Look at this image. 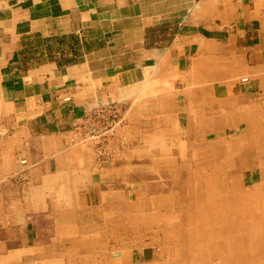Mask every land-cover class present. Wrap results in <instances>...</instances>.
<instances>
[{
    "label": "rangeland",
    "instance_id": "374dc122",
    "mask_svg": "<svg viewBox=\"0 0 264 264\" xmlns=\"http://www.w3.org/2000/svg\"><path fill=\"white\" fill-rule=\"evenodd\" d=\"M223 34L197 68L156 64L120 96L78 94L81 115L60 133L0 131L1 180L27 159L22 193H0V264H264V86H238L251 77L223 58ZM100 106L99 161L73 134Z\"/></svg>",
    "mask_w": 264,
    "mask_h": 264
},
{
    "label": "crops",
    "instance_id": "0c3cea01",
    "mask_svg": "<svg viewBox=\"0 0 264 264\" xmlns=\"http://www.w3.org/2000/svg\"><path fill=\"white\" fill-rule=\"evenodd\" d=\"M223 32V58L251 77L238 86H264L254 77L264 76V0H0V131L15 126L30 143L60 133L81 115L78 94L90 103L93 94L120 96L156 64L197 68L224 49ZM26 166L12 181L0 171V193H22Z\"/></svg>",
    "mask_w": 264,
    "mask_h": 264
},
{
    "label": "built area",
    "instance_id": "2783aa9c",
    "mask_svg": "<svg viewBox=\"0 0 264 264\" xmlns=\"http://www.w3.org/2000/svg\"><path fill=\"white\" fill-rule=\"evenodd\" d=\"M241 83L247 82V79L244 77L240 80ZM264 98V97H263ZM62 102L67 103L70 101V98L68 96L63 97L61 99ZM109 109H107L106 106H100L96 109H93L91 111H85V114L83 115V126L85 132L80 131V127L74 130V136L77 138L86 141L88 143L93 144L94 150L97 152L96 157H98V160H102V158L106 157L108 153V142H109V132L106 128H99V126L105 125V127H109V114L107 113ZM113 119H115L116 116H112ZM95 119H99L100 122L103 120L104 122L101 124L96 123ZM99 122V123H100ZM117 125V124H116ZM96 126V127H95ZM111 127V126H110ZM92 128H97V130H92ZM77 131V132H76ZM84 138H81L82 136ZM100 152V153H99ZM20 165H25V160L20 161Z\"/></svg>",
    "mask_w": 264,
    "mask_h": 264
},
{
    "label": "bare ground",
    "instance_id": "6f19581e",
    "mask_svg": "<svg viewBox=\"0 0 264 264\" xmlns=\"http://www.w3.org/2000/svg\"><path fill=\"white\" fill-rule=\"evenodd\" d=\"M23 160H25V159H23ZM26 164H27V163H26V160H25V165H22V166H26ZM141 182H142V181H141ZM197 200H198V199H197ZM195 203H196V202H195ZM195 208H196V207H195ZM185 209H186V208H185ZM193 212H194V211H193ZM194 214H195V213H194ZM184 218H185V216H184ZM184 218H183V219H184ZM186 223H187V222H186ZM198 223H199V222H198ZM113 234H114V233H113ZM125 236H126V235H125ZM137 236H138V235H137ZM193 238H194V237H193ZM165 240H166V239H165ZM108 254H109V253H108ZM228 254H229V253H228ZM109 257H110V256H109ZM121 264H122V263H121Z\"/></svg>",
    "mask_w": 264,
    "mask_h": 264
}]
</instances>
